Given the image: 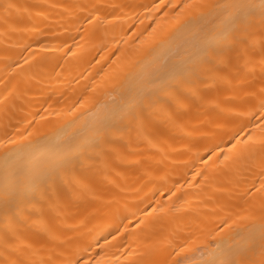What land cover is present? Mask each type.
I'll return each instance as SVG.
<instances>
[{"label":"bare ground","instance_id":"6f19581e","mask_svg":"<svg viewBox=\"0 0 264 264\" xmlns=\"http://www.w3.org/2000/svg\"><path fill=\"white\" fill-rule=\"evenodd\" d=\"M0 0V264H264V0Z\"/></svg>","mask_w":264,"mask_h":264},{"label":"snow or ice","instance_id":"6c2138e0","mask_svg":"<svg viewBox=\"0 0 264 264\" xmlns=\"http://www.w3.org/2000/svg\"><path fill=\"white\" fill-rule=\"evenodd\" d=\"M197 5V0H191V3L188 5V7H195ZM262 108H264V102H262ZM264 115V112L261 113Z\"/></svg>","mask_w":264,"mask_h":264}]
</instances>
